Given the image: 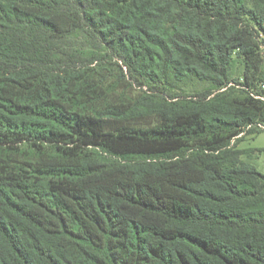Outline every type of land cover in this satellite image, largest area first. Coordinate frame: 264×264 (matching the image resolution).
I'll use <instances>...</instances> for the list:
<instances>
[{
	"label": "trees",
	"instance_id": "1",
	"mask_svg": "<svg viewBox=\"0 0 264 264\" xmlns=\"http://www.w3.org/2000/svg\"><path fill=\"white\" fill-rule=\"evenodd\" d=\"M262 46L264 0H0V264H264ZM234 76L216 115L118 86Z\"/></svg>",
	"mask_w": 264,
	"mask_h": 264
},
{
	"label": "rangeland",
	"instance_id": "2",
	"mask_svg": "<svg viewBox=\"0 0 264 264\" xmlns=\"http://www.w3.org/2000/svg\"><path fill=\"white\" fill-rule=\"evenodd\" d=\"M83 43L80 44H84ZM262 51L264 53V46H262ZM108 61L102 62V68L106 72L111 70H116V74L121 73L120 67L116 63V59H111L110 56H107ZM126 70V68H124ZM242 70L241 64L238 62L236 64V72L240 74ZM238 76H234L228 81V83L222 89L214 88V84L210 81L201 82L197 80H184V81H174L171 85V89L161 87L159 85H138L134 83L132 87L125 85L124 81L119 82L118 86L126 87L129 91V102L132 105H136L138 102L151 103L152 107H159V103L162 108L171 107L173 114H178L181 112L189 111H198L205 115H216L219 114L220 104L224 101L228 104V100H231V103L239 101L243 95H246V90L239 83ZM260 91V96L264 99V82L260 83L258 89ZM175 95V98L171 96ZM230 97V98H228ZM122 100V96L119 97ZM125 97L123 100H126ZM232 100H234L232 102ZM176 102V103H175ZM234 110V108H233ZM154 114V116L139 117L133 119L138 123H143L144 125L148 124L150 121L154 120V117L158 116L159 112H147ZM169 113V112H167ZM150 114V115H151ZM256 130V131H255ZM231 147L238 151L243 152L241 154V159L247 164L255 166L258 170L264 173V123L260 122L259 124H251L245 127V130L235 137L231 141ZM27 150H34L35 148L31 145L25 146ZM48 150H52V147H49ZM101 151V150H100ZM52 152V151H50ZM55 152V151H54ZM104 156H107L110 159H115L114 157L107 155L105 152ZM134 164H140L150 161L149 159H134ZM155 160V159H154ZM156 161V160H155Z\"/></svg>",
	"mask_w": 264,
	"mask_h": 264
}]
</instances>
